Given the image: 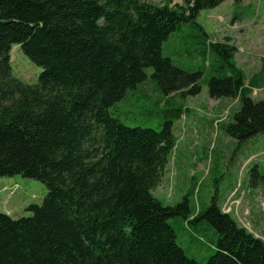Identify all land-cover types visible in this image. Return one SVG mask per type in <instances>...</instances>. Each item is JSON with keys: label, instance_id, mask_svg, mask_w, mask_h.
<instances>
[{"label": "trees", "instance_id": "16d2710c", "mask_svg": "<svg viewBox=\"0 0 264 264\" xmlns=\"http://www.w3.org/2000/svg\"><path fill=\"white\" fill-rule=\"evenodd\" d=\"M223 1L0 0V178L20 174L47 189L30 215L0 211V264H202L177 243L168 219L178 214L213 229L204 264H264V241L214 198L193 213L187 195L163 205L151 192L176 142L174 118L188 110L175 95H196L204 82L210 97L238 100L227 135L242 143L264 133V97L252 96L264 87V56L246 77L232 38L211 41L196 22ZM182 24L195 28L187 36L198 45L185 53L201 56L203 70L162 51ZM13 44L41 67L36 83L14 76ZM147 67L150 96L165 105L159 129L126 125L110 110ZM249 175L264 190L257 165Z\"/></svg>", "mask_w": 264, "mask_h": 264}, {"label": "rangeland", "instance_id": "374dc122", "mask_svg": "<svg viewBox=\"0 0 264 264\" xmlns=\"http://www.w3.org/2000/svg\"><path fill=\"white\" fill-rule=\"evenodd\" d=\"M155 4L182 5L184 0H147ZM243 14L242 20L235 16ZM196 22L212 41L231 36L237 45L235 62L249 77L260 66L264 55V0H224L211 9L201 10ZM195 28L182 24L162 44V51L174 63L189 71L203 70L201 56L185 53L197 47L198 39L189 37ZM10 60L14 76L32 84L38 80L41 67L33 63L20 45L13 44ZM206 64V62H205ZM152 68H146L147 77L136 89H129L110 110L126 125L160 128L163 103L153 94ZM196 95H175L171 102L188 110L174 118L172 131L176 142L163 170L159 184L152 194L163 205H174L187 195L193 213L204 210L214 198L221 209L254 236L264 241V190L250 182V166L257 165L264 172V133L238 143L223 130L238 108V100L208 95L201 83ZM255 100L264 97V89L254 90ZM180 103V104H178ZM17 185V190L13 192ZM12 187V189H11ZM47 189L31 177L20 174L0 178V211L13 218L27 216L31 204H41ZM178 214L168 219L176 233L177 243L187 255L204 264L215 249L211 242L213 229L207 219L188 222Z\"/></svg>", "mask_w": 264, "mask_h": 264}, {"label": "crops", "instance_id": "0c3cea01", "mask_svg": "<svg viewBox=\"0 0 264 264\" xmlns=\"http://www.w3.org/2000/svg\"><path fill=\"white\" fill-rule=\"evenodd\" d=\"M243 17H244L243 14H242V15H241V14H238V15L235 16L236 21H237V20H242ZM229 37H231V36L229 35ZM231 38H232V37H231ZM210 40H211V39H210ZM220 40H221V39H220ZM220 40H219V41H220ZM211 41H212V40H211ZM233 42H234V41H233ZM234 44H235V43H234ZM235 45H236V44H235ZM236 46H237V45H236ZM235 56H236V55H235ZM262 56H264V55H262ZM262 56H261V57H262ZM261 57H260V58H261ZM261 89H264V87H262V88H258V89L255 88L254 90H261Z\"/></svg>", "mask_w": 264, "mask_h": 264}, {"label": "built area", "instance_id": "2783aa9c", "mask_svg": "<svg viewBox=\"0 0 264 264\" xmlns=\"http://www.w3.org/2000/svg\"><path fill=\"white\" fill-rule=\"evenodd\" d=\"M13 190V189H12Z\"/></svg>", "mask_w": 264, "mask_h": 264}]
</instances>
